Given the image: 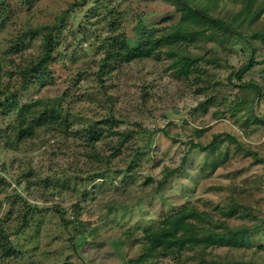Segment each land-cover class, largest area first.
<instances>
[{"label": "rangeland", "instance_id": "obj_1", "mask_svg": "<svg viewBox=\"0 0 264 264\" xmlns=\"http://www.w3.org/2000/svg\"><path fill=\"white\" fill-rule=\"evenodd\" d=\"M174 1L0 0V264H264V0Z\"/></svg>", "mask_w": 264, "mask_h": 264}, {"label": "trees", "instance_id": "obj_2", "mask_svg": "<svg viewBox=\"0 0 264 264\" xmlns=\"http://www.w3.org/2000/svg\"><path fill=\"white\" fill-rule=\"evenodd\" d=\"M173 5L175 6V9H177L178 11L182 13L180 24L184 22L186 15L192 12L195 15L200 16L209 22L216 24L217 26L221 27L225 31H229V32L233 31L230 25H227L224 22H221L220 20L210 16L206 11L199 8L197 6V0H175L173 2ZM51 44H52L51 36L49 33H47L45 36H43L40 55L33 62H30L24 68L20 69V72H19L20 80L18 81L19 90L26 89L30 85V83H32L33 81H35L36 79L42 76L40 69H42L46 65L47 61L52 56ZM149 51L150 50L145 49L144 46H141V44H137L131 48H127L125 59L131 60L136 57L148 55ZM243 69H244L243 67L240 68L237 72H235L232 75L235 76L238 74L240 76L242 74ZM24 109L25 107L21 109L18 115V119H19L18 125H19V128L23 130L26 135H28L32 131V126L29 125L23 128L24 120H25V117L23 115ZM44 115L45 114L43 113L42 116ZM92 139L95 140V138H92ZM3 232L4 231L0 224V239H1Z\"/></svg>", "mask_w": 264, "mask_h": 264}, {"label": "built area", "instance_id": "obj_3", "mask_svg": "<svg viewBox=\"0 0 264 264\" xmlns=\"http://www.w3.org/2000/svg\"><path fill=\"white\" fill-rule=\"evenodd\" d=\"M2 171H3V166L2 163L0 162V176L2 175Z\"/></svg>", "mask_w": 264, "mask_h": 264}]
</instances>
